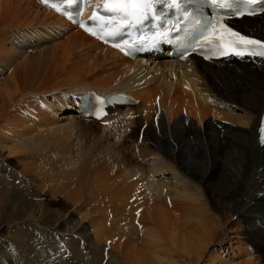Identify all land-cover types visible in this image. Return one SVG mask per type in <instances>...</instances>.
<instances>
[{
  "label": "bare ground",
  "instance_id": "6f19581e",
  "mask_svg": "<svg viewBox=\"0 0 264 264\" xmlns=\"http://www.w3.org/2000/svg\"><path fill=\"white\" fill-rule=\"evenodd\" d=\"M87 92L135 103L83 118ZM263 105L262 59L129 61L0 0V264H264Z\"/></svg>",
  "mask_w": 264,
  "mask_h": 264
},
{
  "label": "snow or ice",
  "instance_id": "6c2138e0",
  "mask_svg": "<svg viewBox=\"0 0 264 264\" xmlns=\"http://www.w3.org/2000/svg\"><path fill=\"white\" fill-rule=\"evenodd\" d=\"M42 2L48 4L49 0H42ZM68 2L72 4L75 0H68ZM157 2L158 0H96V8H102L109 15L101 16L98 11H93L90 19L95 22V30H90L82 22H79V26L85 28V31H90V34L97 35L98 38L116 36L126 27L134 28L143 24L150 16L153 19H158L154 15V5ZM208 2L214 10L218 11L216 15L207 20L204 31L200 34L201 43L199 46L201 48H207L209 51L218 52L221 55H228L231 49L232 54L242 58L245 52L237 49H246L252 56L264 57V41L249 38L234 31L226 25L224 16L219 14L221 11L230 10L232 15H243L242 8L234 7V5L246 8L252 4H264V0H208ZM168 6L179 10L180 2L179 0H169ZM55 10L63 11L60 7H56ZM69 18L72 17L69 16ZM190 18V15L185 16V19ZM194 22L199 23V21ZM121 50L123 51L124 48L122 47Z\"/></svg>",
  "mask_w": 264,
  "mask_h": 264
},
{
  "label": "rangeland",
  "instance_id": "374dc122",
  "mask_svg": "<svg viewBox=\"0 0 264 264\" xmlns=\"http://www.w3.org/2000/svg\"><path fill=\"white\" fill-rule=\"evenodd\" d=\"M141 141H142V140H141V138L139 137V139H138V143H141Z\"/></svg>",
  "mask_w": 264,
  "mask_h": 264
}]
</instances>
